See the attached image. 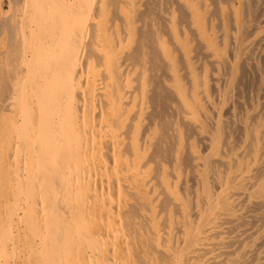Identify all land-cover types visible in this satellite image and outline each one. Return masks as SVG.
Listing matches in <instances>:
<instances>
[{
    "label": "bare ground",
    "instance_id": "6f19581e",
    "mask_svg": "<svg viewBox=\"0 0 264 264\" xmlns=\"http://www.w3.org/2000/svg\"><path fill=\"white\" fill-rule=\"evenodd\" d=\"M185 1L198 33L215 43L201 6ZM92 2L0 0V82L8 89L0 99V264L208 262L233 213L231 193L242 187V162L219 176V193L206 179V206L176 253L174 223L189 207L180 171L173 180L162 164L156 177L148 158L147 68L132 65L125 50L135 40L137 0L118 1L126 38L109 20L107 0ZM172 23L190 62V40ZM158 41L185 116L201 122L207 77L200 83L192 70L188 92L170 44Z\"/></svg>",
    "mask_w": 264,
    "mask_h": 264
},
{
    "label": "rangeland",
    "instance_id": "374dc122",
    "mask_svg": "<svg viewBox=\"0 0 264 264\" xmlns=\"http://www.w3.org/2000/svg\"><path fill=\"white\" fill-rule=\"evenodd\" d=\"M95 1L85 0V5L92 2L94 6ZM110 1L109 20L122 25L126 38L118 10L120 0ZM182 1L137 0L135 40L125 49L132 65L147 68L148 108L143 132L151 137L148 158L153 174L158 177L167 165L174 180L180 171L178 191L189 207L184 222L174 223L173 249L176 253L183 249L186 232L200 219L208 200L203 189L206 179L213 193H219V176L236 170L240 161L245 173L238 180L242 187L231 193L233 213L222 225L220 244L208 255V262L200 264H264V0H194L201 6V19L216 44L201 37L196 29L198 21L188 3ZM172 20L177 35L183 41L190 40V62L171 27ZM159 39L170 44L188 92L193 89L192 70L200 83L207 77L201 122L185 116ZM6 89L0 82V99H4ZM179 134L183 135L182 144ZM162 200L165 208L170 200ZM180 212V207L176 208V214L180 216Z\"/></svg>",
    "mask_w": 264,
    "mask_h": 264
}]
</instances>
